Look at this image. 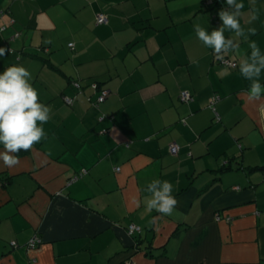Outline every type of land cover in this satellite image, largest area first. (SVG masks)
<instances>
[{"label":"crops","instance_id":"crops-1","mask_svg":"<svg viewBox=\"0 0 264 264\" xmlns=\"http://www.w3.org/2000/svg\"><path fill=\"white\" fill-rule=\"evenodd\" d=\"M242 2L216 53L194 25L222 28L226 0H0V72L27 68L50 109L45 138L0 160V264H264V95L239 70L251 43L264 55V0ZM155 179L171 216L146 210Z\"/></svg>","mask_w":264,"mask_h":264},{"label":"clouds","instance_id":"clouds-1","mask_svg":"<svg viewBox=\"0 0 264 264\" xmlns=\"http://www.w3.org/2000/svg\"><path fill=\"white\" fill-rule=\"evenodd\" d=\"M234 11H221L219 17L223 27L209 33L199 24L194 25L196 37L206 47L216 53L235 47L231 39H226L225 29L233 30L237 36L244 34L240 17L244 4L242 0H226ZM250 33L255 32L249 29ZM251 63L245 60L240 65V73L251 81L248 90L250 101H259L264 95V84L258 79L264 70V55L255 42L250 44ZM8 49L0 47V57H4ZM31 73L22 65H11L0 72V146L5 151L0 152V160L6 167L18 163L16 155L21 149L28 151L36 143L45 138L43 125L48 122L50 109L39 100L37 89L30 83ZM39 122V123H38ZM151 199L146 201V210H155L164 216H171L178 204L173 195V184L169 181L153 180L148 185ZM133 201L136 198L133 197Z\"/></svg>","mask_w":264,"mask_h":264},{"label":"built area","instance_id":"built-area-1","mask_svg":"<svg viewBox=\"0 0 264 264\" xmlns=\"http://www.w3.org/2000/svg\"><path fill=\"white\" fill-rule=\"evenodd\" d=\"M3 11H0V15L2 14ZM108 22V18L106 15L104 14H100L97 16V23L98 24H106ZM5 29V26L3 27H0V32ZM74 43H70V46H73ZM222 63L229 66V67H236V62L228 59V58H223L222 60ZM75 87L78 88L79 90L81 89L82 87V84L81 82L77 81L74 83ZM90 85L93 87V88H98L99 84L96 82V81H91ZM109 95V90L107 88H101L100 89V94L98 96V102H102L104 101ZM180 98L182 101H186V100H190L192 98V94L188 91V90H184L181 92V95H180ZM68 102H71V99H67ZM179 149H180V146L176 143H172L170 144L169 146V152L170 154H173V155H176L178 152H179ZM84 172V171H83ZM218 218V216H217ZM129 231L131 233H136V232H139L140 231V228L134 224L130 225L129 226ZM39 241L38 238H34L32 239L31 241V246H35V244ZM133 264V263H131Z\"/></svg>","mask_w":264,"mask_h":264},{"label":"trees","instance_id":"trees-1","mask_svg":"<svg viewBox=\"0 0 264 264\" xmlns=\"http://www.w3.org/2000/svg\"><path fill=\"white\" fill-rule=\"evenodd\" d=\"M97 83L99 84V82H97ZM91 87H92V86H91ZM92 88H93V87H92ZM101 88H103V87H101L100 84H99L98 88H93V89H95V90H97V91H100ZM99 94H100V92H99ZM99 103H100V102H99ZM20 152L23 153L22 150H21ZM250 168H251V166H250ZM256 168H257V167H256ZM5 177H6V176H4V175L1 174V178H0V180H1V181H6L7 179H6Z\"/></svg>","mask_w":264,"mask_h":264},{"label":"rangeland","instance_id":"rangeland-1","mask_svg":"<svg viewBox=\"0 0 264 264\" xmlns=\"http://www.w3.org/2000/svg\"><path fill=\"white\" fill-rule=\"evenodd\" d=\"M258 172H260V173H263V172H264V169H263V170H261V171H258ZM263 175H264V173H263Z\"/></svg>","mask_w":264,"mask_h":264},{"label":"water","instance_id":"water-1","mask_svg":"<svg viewBox=\"0 0 264 264\" xmlns=\"http://www.w3.org/2000/svg\"><path fill=\"white\" fill-rule=\"evenodd\" d=\"M5 28H6V27H5ZM19 35H20V33H17V34H16V36H19Z\"/></svg>","mask_w":264,"mask_h":264}]
</instances>
